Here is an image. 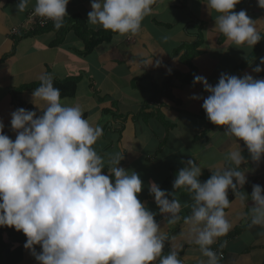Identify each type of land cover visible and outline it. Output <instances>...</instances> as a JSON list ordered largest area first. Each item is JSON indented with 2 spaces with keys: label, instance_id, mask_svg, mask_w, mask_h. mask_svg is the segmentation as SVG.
Returning a JSON list of instances; mask_svg holds the SVG:
<instances>
[{
  "label": "crops",
  "instance_id": "1",
  "mask_svg": "<svg viewBox=\"0 0 264 264\" xmlns=\"http://www.w3.org/2000/svg\"><path fill=\"white\" fill-rule=\"evenodd\" d=\"M18 2L0 0V121L4 134L15 140L11 113L18 108L41 114L33 103L34 90L17 92L18 88L38 84L42 76L74 82L75 94L60 96L61 103L78 105L84 118L102 129L93 148L103 158L105 174L112 166L111 158L119 154L118 166L140 175L144 187L138 198L155 214L166 237L162 256L174 251L182 264H207L208 258L185 222L191 214L193 194L186 187L173 188L178 171L193 159L202 169L201 182L224 169L240 171L247 178L243 186L238 185L236 195L228 190L230 206L225 213L232 228L210 246L218 264H264V226L251 224L253 185L264 188V156L253 160L244 141L226 134L225 126L211 123L203 100L191 98L210 94L202 83L193 84L196 75L213 86L222 73L264 79V71H253L264 57V38L254 48L235 45L214 29L220 13L210 12L204 0H155L138 33H117L87 52L85 41L69 25L33 27L29 15L36 0H30L23 12H18ZM91 2L69 0L65 17L80 16L95 32L103 27L88 22ZM241 10L257 21V30L264 37V8L258 6V0H240L234 11ZM13 28L18 29L16 34L11 33ZM36 29L38 32L29 34ZM150 59L153 63L145 66ZM157 60L161 61L159 67ZM37 103L46 107L43 101ZM238 145L245 157L240 166L229 159ZM152 181L167 191L169 199L179 201L174 220L160 213L149 191ZM26 241L22 230L0 226V264H39L24 247ZM35 249L42 251L40 245ZM153 264H160V258Z\"/></svg>",
  "mask_w": 264,
  "mask_h": 264
},
{
  "label": "clouds",
  "instance_id": "2",
  "mask_svg": "<svg viewBox=\"0 0 264 264\" xmlns=\"http://www.w3.org/2000/svg\"><path fill=\"white\" fill-rule=\"evenodd\" d=\"M30 0H19L23 12ZM69 0H36L34 15L52 20L55 28L63 26ZM155 0H92L88 22L120 35L136 34L144 18L151 14ZM216 17L215 30L235 45H255L264 37L256 22L245 10L234 11L240 0H204ZM264 8V0H258ZM153 63V59L145 66ZM161 61H156L159 67ZM264 57L253 68L264 71ZM33 91L36 111L18 108L11 113L15 140L4 134L0 121V226L23 231L24 245L39 264H182L177 253L162 256L166 237L155 214L138 198L144 187L135 171L119 167V154L107 169L93 145L102 136L99 126L84 118L81 108L61 103L60 90L49 76ZM202 83L207 97L202 107L211 123L225 126L226 134L243 140L253 160L264 156V79L251 74L243 77L222 73L213 86L201 75L193 84ZM43 101L41 107L37 101ZM229 159L240 166L245 160L240 145L230 151ZM202 169L193 159L186 162L173 181L175 190L186 187L192 193L191 214L185 218L195 244L208 258L207 264H218L211 245L227 235L232 224L225 209L230 206L228 190L236 195L244 185V173L234 169L217 170L201 182ZM234 180L236 181L234 183ZM150 194L161 214L174 220L180 203L168 198L166 190L152 181ZM173 194V193H172ZM173 196V195H172ZM252 225L264 226V188L253 185L251 193ZM226 243V242H225ZM36 245L42 247L37 252Z\"/></svg>",
  "mask_w": 264,
  "mask_h": 264
},
{
  "label": "trees",
  "instance_id": "3",
  "mask_svg": "<svg viewBox=\"0 0 264 264\" xmlns=\"http://www.w3.org/2000/svg\"><path fill=\"white\" fill-rule=\"evenodd\" d=\"M68 25L70 26V29H73V31H75L77 33V35L85 41V45H86L85 49L87 52L93 50L97 44H99L103 41H109L113 37V35L117 34V33H114L110 30H105V29L95 31V32L91 31L87 27L85 20L80 16H74V17H70V18L64 17L62 27H65ZM50 26L55 28L54 22H52V24L48 23L44 27H40L38 25H34L33 27H38L39 29H45V28H50ZM36 32H38L37 29L34 32L29 33V34H35ZM22 36H24V35H22ZM22 36H20V37H22ZM40 84H41V82L38 84L34 83V84L24 85V86H21L20 88H18L16 91L20 92V91L28 90V89L34 90V89L38 88L40 86ZM53 84H54V87H56L60 90V96L61 97H70V96H73L75 94L76 83H74V82L70 83L69 81H64V82L53 81ZM64 86H65V88H64Z\"/></svg>",
  "mask_w": 264,
  "mask_h": 264
},
{
  "label": "built area",
  "instance_id": "4",
  "mask_svg": "<svg viewBox=\"0 0 264 264\" xmlns=\"http://www.w3.org/2000/svg\"><path fill=\"white\" fill-rule=\"evenodd\" d=\"M29 21L33 23V25H38L40 27H44L45 25H47L49 22H51L52 20H49V19H46V18H42V17H39L37 15H34V12L31 13L29 15ZM18 32V29L17 28H13L12 30V34H16ZM222 256V255H221Z\"/></svg>",
  "mask_w": 264,
  "mask_h": 264
}]
</instances>
